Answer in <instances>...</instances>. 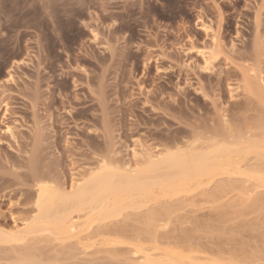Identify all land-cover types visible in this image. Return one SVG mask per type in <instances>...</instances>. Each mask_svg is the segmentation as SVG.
Instances as JSON below:
<instances>
[{"label": "rangeland", "instance_id": "1", "mask_svg": "<svg viewBox=\"0 0 264 264\" xmlns=\"http://www.w3.org/2000/svg\"><path fill=\"white\" fill-rule=\"evenodd\" d=\"M239 135L264 136V0H0L1 233L23 230L38 182L69 192L102 161L134 172ZM76 215L80 233L0 242V264H141L138 247L264 264V187L240 176Z\"/></svg>", "mask_w": 264, "mask_h": 264}, {"label": "bare ground", "instance_id": "2", "mask_svg": "<svg viewBox=\"0 0 264 264\" xmlns=\"http://www.w3.org/2000/svg\"><path fill=\"white\" fill-rule=\"evenodd\" d=\"M231 140L234 141V139ZM185 145L184 143V147ZM193 147L190 144V147L187 146L185 149L178 147L176 150L165 149L163 156L157 161L148 158L144 170L134 172L111 168L102 161L89 172L83 183L75 185L69 192L46 182H38L33 202L35 213L23 230H17L12 234L0 232V242L14 246V244L23 243L32 234L70 235L75 233L76 228L81 224L73 222L72 214L85 218L88 221L86 228H89L93 223L99 224L108 218L120 215L126 208L143 209L148 197L158 189L183 187L185 183L200 186L205 180L213 182L215 178L220 179L222 176L228 179L240 176L252 181L257 188L264 187V136L253 140L251 136L239 135L234 143L226 141L211 143L199 152L196 151V147ZM173 149H175L174 145ZM251 160L254 162L251 163ZM120 198L121 201H119ZM144 219L150 226L149 231L156 228L155 218L152 215ZM76 233H80V230L77 229ZM144 250L146 249L142 247L137 249V252L142 254L141 264H164L165 261L175 264L185 260L182 255L176 254L165 256L163 261L157 260ZM24 257L27 258L26 255ZM28 258L23 263H28L30 257ZM31 262L29 264H32Z\"/></svg>", "mask_w": 264, "mask_h": 264}]
</instances>
